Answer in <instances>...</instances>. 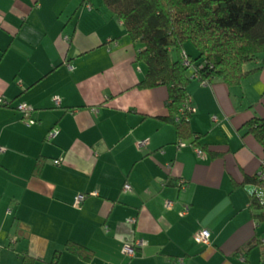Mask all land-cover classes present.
Instances as JSON below:
<instances>
[{"label":"crops","instance_id":"crops-1","mask_svg":"<svg viewBox=\"0 0 264 264\" xmlns=\"http://www.w3.org/2000/svg\"><path fill=\"white\" fill-rule=\"evenodd\" d=\"M143 47L103 0H0V264H264L255 185L243 184L264 164L247 126L264 117L263 55L235 86L189 68L195 134L181 139L164 119L168 87H139ZM203 229L208 244L195 240ZM70 240L93 257L67 251Z\"/></svg>","mask_w":264,"mask_h":264},{"label":"trees","instance_id":"trees-1","mask_svg":"<svg viewBox=\"0 0 264 264\" xmlns=\"http://www.w3.org/2000/svg\"><path fill=\"white\" fill-rule=\"evenodd\" d=\"M105 6L122 21L130 38L144 47L137 58L147 65L141 88L165 85L169 89L170 114L165 120L175 124L179 138L194 136L189 118L180 115L181 107L189 99L187 87L192 80L190 67L201 82L223 81L229 86L239 85L252 71L245 64L263 55L264 63V0H103ZM191 43L197 55L185 50ZM186 61L189 64H186ZM249 131L264 148V117H254L247 123ZM198 138L192 142L197 145ZM40 163V161H39ZM37 163L35 172L40 171ZM42 165V164H41ZM264 173V164L261 170ZM264 186L259 173L247 177L243 184ZM251 196L253 216L264 221V208ZM65 249L88 261L93 250L75 241H68ZM58 253L55 254V258ZM26 255L22 264H34Z\"/></svg>","mask_w":264,"mask_h":264},{"label":"built area","instance_id":"built-area-1","mask_svg":"<svg viewBox=\"0 0 264 264\" xmlns=\"http://www.w3.org/2000/svg\"><path fill=\"white\" fill-rule=\"evenodd\" d=\"M186 64H189V62L186 61ZM203 83H206V82H203ZM58 100H59V98L56 97V101H58ZM0 103L3 105L9 104L8 100L5 98H1ZM18 110L21 112L22 118H23V120H25V122H27V124L36 123V120L34 118H32V114H33V110H34L33 107L28 106L26 104H20V105H18ZM195 110H196V108L193 106V104L191 103V100L189 98L187 100V102L182 106L181 111H180V115L181 116L184 115V117L189 118L191 116V114L195 112ZM214 118L216 119L215 116H214ZM56 134H57V131L52 130L49 132L48 138H53L56 136ZM148 142H149L148 139L147 140H140L138 142V145L141 146L143 144H147ZM178 144L180 147H184L188 143L184 140H179ZM195 150H196V153L199 157H202L205 155V151L202 148L195 146ZM3 151H4V147L0 145V152H3ZM259 174L261 175L262 178H264V173H262L260 171ZM124 189L125 190L130 189L129 184H125ZM255 194H256V197L260 200V203L263 205V208H264V186L263 185H257L256 189H255ZM84 199H85V195L76 196V198L74 200V206L79 207ZM172 206H173L172 201L167 200L166 201V207L172 208ZM188 210H189V207L185 206L183 211H181V215H185L188 212ZM130 221H134V220H130ZM195 240L198 243L208 244L210 241V232L208 230H205V229L200 230L195 235ZM138 245H142V242H138ZM123 252L127 256H134L135 255V246L132 244L126 243L123 247ZM240 258L244 263L246 262V258L244 255H242Z\"/></svg>","mask_w":264,"mask_h":264},{"label":"rangeland","instance_id":"rangeland-1","mask_svg":"<svg viewBox=\"0 0 264 264\" xmlns=\"http://www.w3.org/2000/svg\"><path fill=\"white\" fill-rule=\"evenodd\" d=\"M185 49L188 53H190L191 55L195 56L197 53H196V50L195 48L193 47V45L191 43H187L185 45ZM196 53V54H195ZM189 70V69H188ZM190 72V71H189ZM193 71L191 70L190 73H192ZM261 227V226H260Z\"/></svg>","mask_w":264,"mask_h":264}]
</instances>
